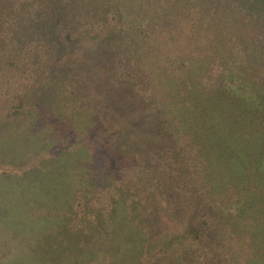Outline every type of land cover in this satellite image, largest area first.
Returning a JSON list of instances; mask_svg holds the SVG:
<instances>
[{"label":"trees","instance_id":"trees-1","mask_svg":"<svg viewBox=\"0 0 264 264\" xmlns=\"http://www.w3.org/2000/svg\"><path fill=\"white\" fill-rule=\"evenodd\" d=\"M14 122L59 154L45 181L78 169L118 264H264V0H0ZM170 198L193 201L183 228Z\"/></svg>","mask_w":264,"mask_h":264},{"label":"rangeland","instance_id":"rangeland-1","mask_svg":"<svg viewBox=\"0 0 264 264\" xmlns=\"http://www.w3.org/2000/svg\"><path fill=\"white\" fill-rule=\"evenodd\" d=\"M24 118L28 122L32 119ZM2 127L8 128L0 134V153L7 152L9 160L24 163L31 152L42 157L36 163L32 157L19 169L0 168V264H118L120 260L111 254H128L122 234L114 229L105 211L103 220H97L100 204L85 202L78 169L71 170L74 181L69 184L63 182L64 173L51 172L45 181L42 171L59 157L57 151L44 153L39 137L24 138L27 128L23 122ZM65 139L52 137V142L63 147L74 136L67 143ZM192 204L188 198H170L165 226L172 225L170 220L173 226L185 227L193 213ZM88 205L97 210L88 212Z\"/></svg>","mask_w":264,"mask_h":264}]
</instances>
